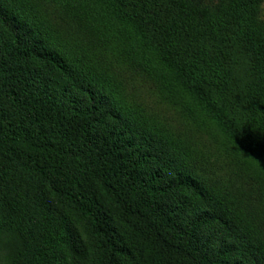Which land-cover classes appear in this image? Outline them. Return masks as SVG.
I'll return each mask as SVG.
<instances>
[{"label":"trees","instance_id":"obj_1","mask_svg":"<svg viewBox=\"0 0 264 264\" xmlns=\"http://www.w3.org/2000/svg\"><path fill=\"white\" fill-rule=\"evenodd\" d=\"M127 25L219 131L262 166V0H96ZM0 0V206L19 222L16 264H264V251L149 121ZM129 260V261H128Z\"/></svg>","mask_w":264,"mask_h":264},{"label":"rangeland","instance_id":"obj_2","mask_svg":"<svg viewBox=\"0 0 264 264\" xmlns=\"http://www.w3.org/2000/svg\"><path fill=\"white\" fill-rule=\"evenodd\" d=\"M24 3L43 39L65 57L93 63L119 108L133 119L149 121L163 140L183 152L193 171L264 251V166L219 131L135 32L96 0ZM257 17L264 25V0ZM68 219L87 252L74 260L62 249L58 264H95L84 222L74 213H68ZM18 228L17 218L0 206V264H16Z\"/></svg>","mask_w":264,"mask_h":264},{"label":"snow or ice","instance_id":"obj_3","mask_svg":"<svg viewBox=\"0 0 264 264\" xmlns=\"http://www.w3.org/2000/svg\"><path fill=\"white\" fill-rule=\"evenodd\" d=\"M261 161L264 163V155L261 156Z\"/></svg>","mask_w":264,"mask_h":264}]
</instances>
